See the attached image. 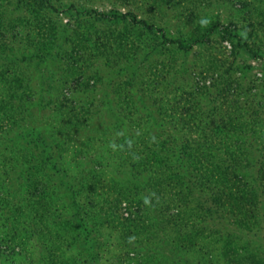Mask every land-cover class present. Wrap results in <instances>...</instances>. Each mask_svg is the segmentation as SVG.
I'll return each instance as SVG.
<instances>
[{"label": "rangeland", "instance_id": "1", "mask_svg": "<svg viewBox=\"0 0 264 264\" xmlns=\"http://www.w3.org/2000/svg\"><path fill=\"white\" fill-rule=\"evenodd\" d=\"M39 2L0 0V98H7L13 75L22 76L31 97L13 102L21 119V127L14 129V138L37 129L59 141L68 137L67 147L79 143L85 147V158L78 162L76 176L68 171L69 177L89 184L87 188L93 187L96 195L100 194L98 199L93 195V200L103 205V214L110 210L102 200H113L112 194L128 186L136 185L139 199H144L146 193L143 175L131 179V166L113 153L121 149L113 144L115 140L126 136L142 149L137 144L139 135L152 140L166 131L177 133L180 126L171 119L182 122L189 114L195 117L194 121L208 116L245 120L253 103H261L264 98V0H52L55 10L40 9ZM83 9L111 16L130 12L159 31L140 30L127 20L88 19L79 13ZM211 13L218 17L220 26L206 43L195 45L186 53L173 48L158 50L160 36L187 39L184 35L189 34L195 22ZM47 38L52 40L50 45L46 44ZM39 44L49 48H37ZM47 52L48 56L40 57ZM87 84L92 88L85 87ZM69 93V97L65 96ZM61 98L71 102L58 117L52 104L44 102H58ZM81 103L92 110L100 109L101 113L92 128L80 125L71 130L68 117L73 113L69 109L73 107L77 112ZM114 105L127 109L131 118L126 117V111L113 118ZM61 119L67 120L64 123ZM199 130L195 127L191 133ZM93 136L106 141L101 146L90 143L86 148L84 142ZM26 146L30 147V143ZM64 146V159L73 158ZM61 167L67 169V164L62 163ZM19 187V180L10 181V191L17 192ZM57 202L64 207L68 199L62 195ZM135 219V227L127 226L134 232L126 238L125 226L91 228L89 237L97 240V247L92 249L96 260L91 263L84 255L79 230L68 233L75 236L77 243H56L54 263L41 241L31 236L20 255L0 264H74V260L76 264L197 263L201 256L185 249L195 241L204 245L202 230L219 227L212 219L197 220V224L183 225L185 228L174 227L173 220L164 224L149 209L142 210ZM0 235H4L2 229Z\"/></svg>", "mask_w": 264, "mask_h": 264}, {"label": "trees", "instance_id": "2", "mask_svg": "<svg viewBox=\"0 0 264 264\" xmlns=\"http://www.w3.org/2000/svg\"><path fill=\"white\" fill-rule=\"evenodd\" d=\"M39 1L40 9L55 10L52 0ZM79 13L95 21L110 18L127 20L140 30L159 31L153 24L137 20L130 12H115L111 16L110 13L83 9ZM217 19L213 13L204 14L189 34L184 35L187 39L160 36L162 41L157 46L158 50L166 52L173 48L186 53L193 46L206 43L209 36L219 29ZM51 41L47 38L46 44L50 45ZM38 47L49 48L43 44ZM46 55L49 53L40 57L45 58ZM7 73L3 72L4 75ZM22 81V76L14 74L5 93L7 98H0V110H6L0 113V229L4 234L0 235L1 262L12 261L24 250L27 238L36 236L54 263L56 243H77L75 236L68 233L80 230L85 245L84 255L91 263L96 260L92 249L97 247V240L89 237L91 228L113 224L125 226L126 238L128 233L134 232L127 226L135 227V217L138 218L142 210L149 209L157 218L161 217L164 224L173 220L171 225L174 227L185 228L182 226L197 224L201 219L219 223V227L212 231L202 230L204 245L195 241L185 249L194 250L201 256L200 261L191 264H264V98L261 103L257 100L253 103L245 120L237 116V119L208 116L194 121L195 117L189 114V118L181 120L183 123L171 119L180 126L177 133L166 131L155 135L152 140L139 135L140 143L137 144L142 149L130 142L129 137L115 140L113 144H118L121 149L113 153L120 156L122 163L131 166V179H139L143 175L146 193L144 199H139L136 185L125 187L126 190L112 194L113 200H102L110 210L103 214V205L93 200L100 194L97 196L93 187L87 188L89 184L75 182L69 177L68 171L76 176L77 164L85 158V147L79 143L80 146L72 144L68 148V137L59 141L40 134L37 129L14 138V129L21 127V119L13 102L26 101L31 97L29 87ZM88 85L85 87L92 88ZM70 93L65 96L69 97ZM69 102L64 98L58 102L48 99L44 105L52 104L54 114L59 117L63 114L60 110ZM124 109L114 105L112 117L121 116L126 111V117L130 119L129 112ZM69 110L73 113L68 117L69 123L72 122L71 130L80 125L92 128L101 113L100 109L92 110L83 103L77 112L73 107ZM66 120L61 119V122ZM195 127L201 130L191 133ZM105 141L103 137L93 136L87 138L83 145L86 148L90 143L101 146ZM29 143L30 147H27ZM64 144L66 152L73 154V158L64 159ZM62 163L67 164V169L61 167ZM14 178L21 184L17 192L9 188ZM62 190L65 193L62 194ZM82 193L87 199L81 197ZM62 195L68 199L64 207L57 202ZM75 261L74 264L77 263Z\"/></svg>", "mask_w": 264, "mask_h": 264}]
</instances>
